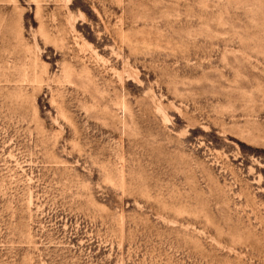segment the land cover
<instances>
[{
    "label": "rangeland",
    "instance_id": "rangeland-1",
    "mask_svg": "<svg viewBox=\"0 0 264 264\" xmlns=\"http://www.w3.org/2000/svg\"><path fill=\"white\" fill-rule=\"evenodd\" d=\"M0 264H264V0H0Z\"/></svg>",
    "mask_w": 264,
    "mask_h": 264
}]
</instances>
